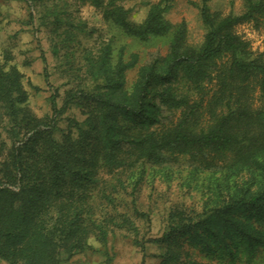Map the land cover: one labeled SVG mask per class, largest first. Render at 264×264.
Here are the masks:
<instances>
[{"label": "trees", "instance_id": "trees-1", "mask_svg": "<svg viewBox=\"0 0 264 264\" xmlns=\"http://www.w3.org/2000/svg\"><path fill=\"white\" fill-rule=\"evenodd\" d=\"M169 1L162 0L151 8L138 26L129 22L121 10L113 11L116 13L110 17L128 36L141 41L163 37L171 31V25L163 18ZM207 3L202 0L200 7L201 22L206 28L202 46L198 50L184 46L182 24L169 42L168 55L141 72L142 83L136 88L133 104L100 96L101 89H123L124 73L132 65L120 64L116 76L114 73L110 82L100 86L97 94L71 95L59 109L54 94L51 95L54 116L62 115L74 99L88 100L101 108L88 124L93 152H86L84 141H79L90 134L85 132L84 124L77 122L71 125L78 131L77 139L66 134L56 139L51 124L40 125L46 129L36 125L37 131L28 142L18 147V134L10 136L13 143L9 159L0 164V186L18 183L20 189L14 193L0 187V259L9 264H66L85 247L90 235L97 233L99 241L105 242L108 224L96 219L91 203L98 167L125 166L116 157L138 143L134 129L144 130L158 123L164 118L163 108H183L180 122L160 133H149L137 152L129 154L135 157V163L160 166L199 153L211 157L212 167L216 161L221 162L224 175L247 172L252 176V185L232 186L223 180L212 207L198 217L173 220L159 238L148 240L163 247L160 264H199L193 258L198 255L205 264H226L228 258H234L236 248L255 247L264 228V111L251 107L247 88L253 84L264 96V62L251 57L246 43L232 30L245 21L258 23L264 14V0H245L243 14L222 20L210 14ZM226 56L227 65L218 71L217 61ZM41 60L45 65L43 54ZM214 71H218L216 80L223 83L212 91L206 104L203 97L190 100L188 95L180 96L171 90L170 85L179 74L180 82L191 84L198 95H205L203 84L211 80ZM18 80L15 71L4 72L0 66V102L13 112L8 116L14 121V113L19 111L16 103L23 99ZM44 80L51 88L45 69ZM219 107L224 112H217ZM200 110L208 117L203 127L195 124ZM32 149L41 162L38 167L23 160L27 151L33 154ZM166 155L170 156L167 161L163 159ZM142 177L140 174L138 180ZM109 223L118 229L134 230L128 219Z\"/></svg>", "mask_w": 264, "mask_h": 264}, {"label": "rangeland", "instance_id": "rangeland-1", "mask_svg": "<svg viewBox=\"0 0 264 264\" xmlns=\"http://www.w3.org/2000/svg\"><path fill=\"white\" fill-rule=\"evenodd\" d=\"M161 1L96 0L94 4L89 0H0V66L4 72H16L23 95L21 102L16 103L19 109L14 113L16 121L8 116L13 112L0 102V164L9 159L13 143L10 136L18 134L19 142L15 144L18 147L28 142L37 131L36 125L51 124L56 139L64 134L77 139L78 131L71 125L73 122L84 124L85 132L90 135H84L79 141H84L86 152H93L90 145L94 141L88 124L102 111L101 108L91 101L74 99L62 115L54 116L50 104L52 94L59 109L71 95L80 92L97 94L100 86L110 82L114 73L116 76L120 64L132 65L124 73L123 89H101L100 96L133 104L136 88L142 83L141 72L156 59L168 55L169 42L182 24L184 46L195 50L202 46L206 33L200 17L202 0H170L163 18L171 25V31L147 41L128 36L110 17L116 13L113 11L121 10L129 22L138 26L145 21L149 10ZM207 5L216 20L239 16L245 10V0H208ZM257 22H242L232 31L246 43V52L251 57L264 62V14ZM227 63V56L217 61V70L221 71ZM44 69L51 88L45 84ZM218 71L203 84L205 95H198L191 84L180 82L179 74L178 80L171 83V90L180 96L188 95L190 100L203 97V104H206L212 91L223 83V80H216ZM247 90L251 107L264 111V96L258 87L252 84ZM182 110L163 108L164 118L158 123L144 130L135 128L133 132L137 133L139 144L131 145L130 153L116 157L125 166L98 167V183L91 192V203L96 219L108 224V234L105 242L99 241L97 233L90 235L85 247L73 254L66 264H160L163 247L148 243V240L159 238L173 220L198 217L212 207L216 189L223 186V180L232 186L252 185V176L247 172L224 175L221 162L216 161L212 167L211 157H203L197 152L160 166L150 163L142 166V163L134 162L135 157L129 154L137 152L149 133H160L176 126ZM203 110L199 111L195 122L199 127L205 126L208 120ZM220 110L224 112L223 107L217 112ZM32 151L33 154L27 151L23 160L25 164L38 167L41 162L37 151ZM169 158V155L163 157L165 161ZM140 174L143 177L138 180ZM0 187L14 193L20 189L18 183ZM122 219H128L134 230L118 229L109 223L113 220L118 224ZM260 233L253 249L236 248L234 258H228L226 264H264V228ZM193 258L199 264L206 263L200 255ZM0 264L9 263L0 259Z\"/></svg>", "mask_w": 264, "mask_h": 264}]
</instances>
